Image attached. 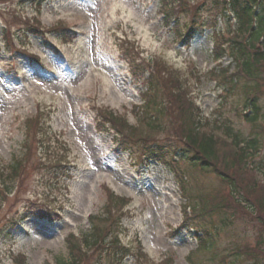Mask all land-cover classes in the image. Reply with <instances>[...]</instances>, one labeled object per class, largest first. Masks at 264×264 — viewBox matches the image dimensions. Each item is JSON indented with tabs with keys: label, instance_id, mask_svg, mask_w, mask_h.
Masks as SVG:
<instances>
[{
	"label": "rangeland",
	"instance_id": "obj_1",
	"mask_svg": "<svg viewBox=\"0 0 264 264\" xmlns=\"http://www.w3.org/2000/svg\"><path fill=\"white\" fill-rule=\"evenodd\" d=\"M157 6V0L45 3L37 15L43 26L50 28L63 22L82 34L71 45L59 44L55 34H50L49 42L57 44V52H52L44 50L40 39L26 37L13 25L12 14L31 17L35 15L33 9L24 0H0V164L21 154L25 120L36 114L40 105L52 113L50 135L53 137L55 133L67 142L70 160L77 166L67 187L51 188L62 205V218L53 224L33 218L26 220L12 238L0 241V264H15L12 260L18 254L26 257L21 264H57L67 260L66 235L88 229L87 215L101 212L105 204V186L130 197V213L122 220L124 242L136 246L140 241L151 260L172 255L174 264H189L186 257L196 248L193 229L186 227L173 233V229L181 225L185 202L174 171L187 164L178 162L177 167L156 162L138 165L136 156L114 151L109 136L94 129L97 106L109 107L136 123L132 108L142 101L143 87L131 81L127 65L120 60L121 38L135 40L139 51L146 56H161L186 72L197 71L200 80L195 82L192 78L191 86L206 117L228 122L243 137L257 128H250L240 116V111L247 110L243 93L236 90L223 97L225 83L220 77L214 80L209 75L214 67L210 55L211 30L196 35L187 47L163 27ZM229 22L230 19H222L217 28L226 30L230 24L235 25ZM9 26L21 39L27 55L7 50L3 33ZM227 65L233 70L230 59H222L221 67ZM260 99L264 120V97ZM261 124L258 125L262 127ZM262 145V151L254 156L256 163L264 151V142ZM42 175V171L31 170L24 183L27 186L23 199L50 191L41 180ZM196 180L194 193L219 186L212 174L198 172ZM20 205L18 203L16 208L21 210ZM186 214H190L188 209ZM212 231L216 233L212 253L206 254L200 264H213L209 261L211 255L222 256L230 250L228 236L221 230ZM235 231L240 239L241 225L235 226ZM246 233L249 236L244 241L253 245L252 230ZM231 258L227 260L232 261ZM123 264L138 263L131 256Z\"/></svg>",
	"mask_w": 264,
	"mask_h": 264
},
{
	"label": "trees",
	"instance_id": "obj_2",
	"mask_svg": "<svg viewBox=\"0 0 264 264\" xmlns=\"http://www.w3.org/2000/svg\"><path fill=\"white\" fill-rule=\"evenodd\" d=\"M36 1L40 4L44 0ZM203 1L201 8H204V14L191 4V0H162L164 21L168 24V21L174 20L176 24L184 18L183 32H177L181 38L189 40L199 26L214 25V17L222 7L220 2L227 3L237 28L229 39L219 33L214 35V56L218 58L229 54L237 62L236 72L225 78L226 83L232 89L241 83L239 87L244 95V103L250 110L245 118L249 124L258 126L262 122L264 125L259 105V99L264 97V0ZM182 12L186 15L178 16ZM34 22L37 24L38 21ZM23 23L31 33L41 35L35 28L38 24H31L28 19ZM65 28L61 24L56 27V31L66 33ZM130 48L131 45H127L121 50L134 76L142 78L148 73V86L143 96L145 104L138 114L137 124L128 123L112 110L100 108L95 115L96 128L110 134L118 149L141 153L146 160L162 162L176 152L179 158L186 157L194 170L217 178L219 186L216 189L197 195L202 207L191 204L192 217L184 214V224L195 229L198 241L197 248L187 257L190 264H200L206 254L212 253L215 238L210 228L214 224L221 230L225 229L230 237L233 259L229 264H264V154L255 169L246 164L249 152L262 146L264 127L253 138L241 139L231 126H218L217 121L203 117L195 106L190 82L181 72L157 60L136 62L135 53L133 50L129 52ZM149 67L151 71L147 70ZM40 128L45 131L39 115L27 118L23 151L19 156H13L8 163L0 164V207L9 200L17 185L19 188L24 186L31 170L42 171V177L49 186H55L62 182L63 177L70 176L71 170L66 167L64 155L67 152L65 144L59 138L54 139L47 134L37 139L38 134H42ZM35 142L40 145V158H36ZM186 172L191 179V168ZM185 179L181 173L179 181L184 191L188 187ZM16 194H12L13 200H16ZM190 196L192 200L195 198ZM125 202L124 198L106 192L102 211L88 219L89 229L78 237L73 234L66 237L68 258L57 264L121 263L130 253V249L122 245L117 236L122 228ZM22 211L21 214L11 213L8 218L11 223H5L0 228V237H8L15 225L30 215L39 218L45 216L44 209L38 203H28ZM237 225H241L242 230L238 241L234 240ZM248 229L254 234L253 245L244 241L249 236L246 233ZM138 252L141 257L140 250ZM226 260V254H213L209 258L213 264H226ZM146 264H173V260L168 257L158 263Z\"/></svg>",
	"mask_w": 264,
	"mask_h": 264
}]
</instances>
